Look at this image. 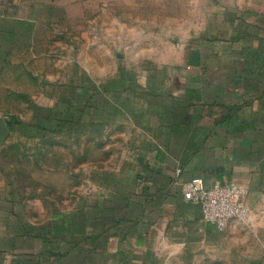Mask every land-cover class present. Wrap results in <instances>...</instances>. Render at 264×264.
<instances>
[{
  "label": "crops",
  "instance_id": "1",
  "mask_svg": "<svg viewBox=\"0 0 264 264\" xmlns=\"http://www.w3.org/2000/svg\"><path fill=\"white\" fill-rule=\"evenodd\" d=\"M141 1L0 0V103L4 88L17 103L27 98V115L0 108V119L43 126L59 138L41 145L49 153L37 161L34 152L9 158L24 151L11 142L15 126L0 141L6 264H264V0H220L202 35L193 21L182 41L178 31L141 29ZM74 38V76L64 69L51 78L50 56ZM13 51L48 56L45 72L27 67L29 91L20 89V65L8 64ZM84 138L95 190L84 198L75 188L65 196L73 206L35 220L41 212L29 200L46 198V184L54 200L64 183H82L67 173L82 167ZM101 149L112 162L100 171ZM194 178L237 186L249 223H204L200 207L181 196Z\"/></svg>",
  "mask_w": 264,
  "mask_h": 264
},
{
  "label": "rangeland",
  "instance_id": "2",
  "mask_svg": "<svg viewBox=\"0 0 264 264\" xmlns=\"http://www.w3.org/2000/svg\"><path fill=\"white\" fill-rule=\"evenodd\" d=\"M220 0H144L141 1V3H145V11L141 12V17L145 15V22L141 23V29H146L148 31H162L166 33H176L178 31V41H182V38L186 36V32L191 30L193 27V21H194V32L200 33L202 35V27L204 24V18L207 17L209 14H212L214 12H218V5H219ZM79 41L78 38H74L73 40H68V48L67 50H54L55 53L50 56L52 59V63L50 65V68L48 69L50 71L51 78L58 76L61 72H64V69L67 70L68 76H74V71H75V61L78 59L75 54V50H69L73 46H76L77 42ZM4 45H6L9 40H3ZM66 46V45H65ZM10 56V55H9ZM8 58V64H12V62H17L20 65L19 71H17V78L24 83V85L20 86V89L22 91H26L27 88V67L30 65H40L42 66V61L43 59H46L48 56L42 55L41 53L35 52L34 54H22V51H19L15 53L13 51V55L11 54L10 57ZM45 61V60H44ZM40 70H45V66L43 64L42 68L37 67ZM10 69H13L11 67ZM38 74L39 70H37ZM45 72V71H44ZM48 72V71H47ZM12 73V71L9 70V68L4 69V75L9 76ZM49 73V72H48ZM14 74V72H13ZM14 77V76H13ZM74 80V79H73ZM16 84L13 85H8L6 86L10 90H15ZM38 90V91H37ZM29 91V89H28ZM39 92V93H38ZM35 93L38 95L41 93L39 89L35 90ZM36 95V96H37ZM20 98V97H19ZM21 99V98H20ZM27 98H23V100L19 101L18 103L16 102L14 95L9 93L5 88H4V95L2 98V103H0V108L2 110V115H8L7 111L11 113L14 112L15 110L18 111L19 114L22 115H27L26 113V103H24V100ZM27 120V119H24ZM4 123L6 121L7 124L6 127L9 130L10 127H16L18 128V131H13V135L11 136V142L14 143H20L23 144L24 151H19L21 153L20 155L15 153L13 156H10L9 158L15 159V160H21V157L23 155V160H26V155L27 154H33L34 152V157L37 160L42 159L43 153H49L48 148L49 147H41L42 144L45 143H53V142H58L59 138L57 134H48L47 131H42L37 130L34 132L32 135L31 132L27 134L26 128L31 126L30 124L23 123L20 119L16 118H8L2 120ZM15 121L18 122L15 124ZM58 128L60 127H65L63 123L57 125ZM9 127V128H8ZM41 127V126H40ZM43 127V126H42ZM44 128V127H43ZM22 129V130H21ZM47 130V129H46ZM51 129H48V131ZM10 141V140H9ZM8 141V142H9ZM82 145L84 146V150L82 151V156H83V164L82 167L77 166V168L74 167L72 169H69L71 172L68 171V175H75L77 176L80 175L82 177V183L80 185L77 184V186H74V183H64L62 185L63 189H60L58 192H56L59 198L57 199H49L50 197L52 198V195H50V189L48 188L49 184H46V191L45 195L46 198H43V192L41 193L40 198H35L29 201H34V206L35 208L38 207L39 211L41 213L35 214L34 218L35 220L39 221H46L48 220L51 215L50 211L53 209V207H64L65 205L70 204V206H73L74 203V198H65L69 191L72 193L74 196L75 188L76 192L78 195V192L83 194V197L85 198L86 196H90L92 194V191L95 190L94 184L91 183L90 181V176H91V171L94 169L91 165L90 162V156H91V141L86 138H84ZM86 142V143H85ZM27 145L32 148V146H35V151L32 150H27ZM45 148V149H44ZM86 148V149H85ZM104 149H106L104 147ZM45 150V151H44ZM13 152V151H12ZM14 153V152H13ZM97 156H98V166L99 170H104L105 165L108 164L109 161L112 162L111 158H106V152L105 150L101 149L97 151ZM25 164V163H24ZM74 164V163H73ZM36 165H42V163H37ZM107 167V166H106ZM39 168V167H38ZM36 168L33 167V170H35V174H40V172ZM25 169V166L24 168ZM42 167H40V170L42 171ZM81 170V171H80ZM25 171V170H24ZM42 174V172H41ZM22 174V180L24 181L23 183V190H24V202H26L27 199H25V196L28 194L27 190L30 191V185L27 187L25 185L26 176ZM35 182V187L36 186ZM43 188V183H39V189L42 190ZM35 189V188H34ZM37 189V188H36ZM53 194V193H52ZM63 196V197H62ZM85 200V199H84ZM38 210V209H37ZM252 240H248L246 243L243 245L248 246L252 245ZM248 249H250L248 247ZM264 249V248H263ZM262 248L259 250L261 251ZM264 254V251H263ZM0 264H6L3 260L0 258Z\"/></svg>",
  "mask_w": 264,
  "mask_h": 264
},
{
  "label": "built area",
  "instance_id": "3",
  "mask_svg": "<svg viewBox=\"0 0 264 264\" xmlns=\"http://www.w3.org/2000/svg\"><path fill=\"white\" fill-rule=\"evenodd\" d=\"M181 196L200 207L202 221L220 229L237 222L248 224L249 209L242 203V192L234 184L208 186L203 178H194L181 186Z\"/></svg>",
  "mask_w": 264,
  "mask_h": 264
},
{
  "label": "water",
  "instance_id": "4",
  "mask_svg": "<svg viewBox=\"0 0 264 264\" xmlns=\"http://www.w3.org/2000/svg\"><path fill=\"white\" fill-rule=\"evenodd\" d=\"M9 135V130L7 129L5 123L0 119V141H3Z\"/></svg>",
  "mask_w": 264,
  "mask_h": 264
},
{
  "label": "trees",
  "instance_id": "5",
  "mask_svg": "<svg viewBox=\"0 0 264 264\" xmlns=\"http://www.w3.org/2000/svg\"><path fill=\"white\" fill-rule=\"evenodd\" d=\"M17 123L18 122L15 121V124H17ZM31 127H33L34 129H36V131L41 129L44 132L47 131V133H52L51 131H48V130L44 129L43 127H40V126H31Z\"/></svg>",
  "mask_w": 264,
  "mask_h": 264
}]
</instances>
